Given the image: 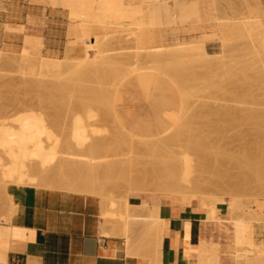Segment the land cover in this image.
I'll return each instance as SVG.
<instances>
[{"label":"rangeland","instance_id":"rangeland-1","mask_svg":"<svg viewBox=\"0 0 264 264\" xmlns=\"http://www.w3.org/2000/svg\"><path fill=\"white\" fill-rule=\"evenodd\" d=\"M129 1L8 0V20L21 19L22 12L29 6L33 7L39 4L44 7L62 8L68 10L69 18L74 23L73 29H77L75 31H78L80 34L79 28L82 24V29L80 28V30H84L83 34L85 37L91 38V41L92 38H94L96 44L94 47H91L92 49L89 51V49H86L87 46L83 44L84 42L81 36H77L74 31L69 35L67 43L68 52L57 59L42 54L43 45L41 42H38L40 40L36 37L26 36L28 40L26 39L22 45L19 38L17 40L16 38H8V47L0 48V135L6 140V142L2 144H7L6 147L9 148L8 154L12 152L11 155H15L17 159L14 160L15 162L13 161L14 165L11 163L13 166H11V168L15 170L16 173L14 172V174L16 175L0 179V186H6L8 188L10 186H41L48 184L47 182L50 181L49 185L53 187V175L56 173L62 174L64 172L65 174L69 172L70 174H66H68V177L72 175V178L69 177V179L72 180H75L76 176V179H81L78 177L80 176L79 174H82L81 177L82 180H84V174L91 170L92 173L91 171L88 172L89 176L100 175V178H104L105 191L99 196L109 204L111 208L104 214L105 218L121 222L125 233H129V228L131 227L144 224L138 222L137 225H128L130 223L127 220L126 212L127 198L130 194L135 192H131L132 190L130 191L129 189L131 188L129 187H124V181H122L120 172L119 174L117 173V171L122 170L124 174H126L131 170L130 161L139 163L144 156L143 153H145L144 150L141 149L142 147L140 146V148L138 146L140 144L137 141L140 139L123 131L114 115L115 97L118 94L124 93L126 88L133 87L135 83H137L135 80H132V77L142 72L151 71L166 77L175 85L181 100V113L178 117L186 118L185 125L181 129L184 133L183 136H190L191 141L196 137V132L204 128V125H200L202 119L199 120V122L195 121L201 114L204 115V113H207L206 116L208 115L210 117L209 114L212 115L213 113L215 116V114L226 110L224 109L226 106V108H228V105H233L235 98H237L235 101L236 104L233 105V107H237L236 105H238L237 109L239 110L242 108L241 111L243 112L247 111L248 107H251L253 110V107L263 100L261 98H264V83L262 82L264 81V78H262L264 75H258L259 77L254 79L256 74L253 71L256 68L259 70L258 67L262 65L263 69L260 71L263 72L264 70V14H260L256 10L249 8L247 0H214L216 7H213L211 10V15L213 16L212 23L200 21L193 16H189V12H191L197 4L199 5L198 0H141L140 4L130 7L134 9L133 14H127L124 9L128 8ZM21 29L22 27L18 28L8 25V33L19 32L16 34L20 35L23 33ZM205 34H215L214 37L209 40V43H215L216 49L209 51V53L206 52L205 49L192 51L190 47L195 46L194 43L199 42L198 39L200 37L203 36L204 39ZM92 42L94 43V41ZM87 54H89L88 63L90 68L84 71V69L81 68L83 65L82 59H84ZM8 59L12 61V64ZM168 66L171 67L169 68ZM208 67H210V72L206 70ZM167 68L168 71L166 70ZM169 69H171L170 73H172V76H170L171 74L169 75ZM28 70L30 71L28 72ZM204 70L208 73H205ZM250 71L252 74L246 73ZM193 72L198 73L195 74ZM174 73L177 74L175 75ZM251 76L252 78H250ZM247 77L249 78L247 79ZM241 78L244 81L245 79L248 81H245L246 86L244 87L242 85L244 83H240ZM142 80H145L144 84L149 85L151 83V78ZM57 81H59V83ZM255 81H260L262 83L258 82L262 85V87L259 86V90L256 89L258 87H256L257 82L254 84ZM8 82H13L21 86L23 95H15L16 93L12 92L13 90H8ZM24 82L27 83L25 84ZM37 82H39L40 85L32 84V86H27L28 83L37 84ZM48 82L55 84V86L53 85V89H56L55 92L56 94L58 92L57 95L52 93L53 95L51 97L48 96L49 94H45L43 93L44 91H41L45 89L42 87H46ZM60 82L62 84H60ZM67 83H71V87L74 86L73 96H71L73 93L68 96H65L64 92L62 94V91L66 92L68 88H66ZM77 83H80V87ZM181 83L184 87L181 86ZM238 83L242 87L241 89H237L239 87ZM248 83H250V89H252L253 84L254 86L256 85L252 90L256 89L257 91H247V89H249ZM62 86H65L66 89H64V87L62 88ZM224 88L225 92H223ZM243 88L244 90L246 89L245 92H249L253 97L255 96V99L259 98L260 101L258 102V100H255L256 102H254L253 100V104H251L250 102H252L251 99L253 98L249 96V98H251L249 99L251 106H249L247 95L250 94L248 93L246 95L247 97H244V95L241 96L242 93L245 94ZM231 89H235V93ZM46 90L48 91V89ZM77 90H79L78 93ZM80 90L83 92H80ZM74 91H76V93ZM95 91L98 92V94ZM11 92L13 94H11ZM236 92H239L237 95L241 93V95L238 96L240 98L237 97ZM261 92L262 94H260ZM40 93L46 96H41ZM224 93H227V96L224 95ZM99 94L100 96H98ZM229 94H235L234 97H236L234 98L231 95V98ZM259 96L262 97L260 98ZM232 99L233 103H230ZM238 101L239 103H237ZM258 107H260V105ZM202 108L204 111H202ZM207 109H209V111ZM234 110L236 109L234 108ZM252 110L250 111L248 109V112H253ZM257 110L253 113H259V110ZM260 110L262 111L263 109ZM200 111L201 114L199 115ZM261 111L259 114L264 115ZM196 115L199 116L196 117ZM191 116H194V121H192ZM203 117L201 115L200 118ZM189 118L191 119L189 120ZM88 119L90 120L89 122H87ZM194 122L195 124H193ZM181 124L183 125V122ZM182 125L180 127H182ZM188 127L191 128V131L189 130L190 132H188ZM192 127L199 129L195 131ZM173 128L174 127H172V129ZM192 130L195 131L194 133H196V135H192ZM170 131L163 136H161L162 134L153 135L149 139L144 138L143 140L154 142L173 133V131ZM230 133L229 135L231 136L232 134ZM201 134H203V132H200L195 140L197 138L199 139V137L200 139L203 138ZM197 140L195 142L199 143ZM134 141L138 145L135 144ZM3 145L1 146L6 149ZM119 147L121 150L118 149ZM138 148L141 149V151L138 150ZM25 150L27 152L24 153ZM132 150L134 151L133 153L131 152ZM129 153L131 156H129ZM133 154H135L136 157H133ZM11 155L10 157L13 158ZM130 157L133 158L130 159ZM12 158L11 160H13ZM83 164L84 167H82ZM123 164L126 167L128 166V169L125 170L126 167ZM87 165H89V167H85ZM119 166L123 168L120 169ZM80 167L84 172H79L77 175V170L79 169L81 171ZM70 168L73 170L69 171ZM60 171H62V173H60ZM17 174L20 175L17 177ZM118 175L120 176L119 179L116 177ZM123 180H125V177ZM11 181L14 182L12 183ZM8 188V198L6 197L4 189H0V226L11 223L12 217L16 211V207L9 195ZM226 190L227 189H224L223 192H204L205 199L203 200V204L208 219L213 218L215 222L221 223L222 221L217 218L214 219V216L219 215L220 208H224L225 211L228 212V201L234 202L240 199L242 203L248 205L243 207L244 211L241 210L242 212H239V215L245 213L244 217L243 214L239 216V218L243 217L244 219L247 218L246 214L249 215L248 213H252L253 209H257V205L264 204V196L259 195L256 197L254 194L256 191L249 190L247 193L238 194L233 191L230 193V190ZM144 196L154 195L145 194ZM158 196L162 195L158 194ZM217 199L219 201L224 200L225 202H220L222 205H218ZM182 200L183 203H188V198L186 196H183ZM196 200L199 203L201 202L200 197H197ZM250 205L252 206L250 207ZM247 208L251 211L249 212ZM216 212L218 215H215ZM259 219L264 221V214ZM213 220L208 221L214 222ZM260 220L253 223L255 225H262L263 223ZM143 228H146L144 230L147 241H141V250L143 249V251L148 252V254L151 253L152 255L154 253L156 256H159L157 254L158 246L156 247V241H149L151 240L150 226L148 227L146 224ZM245 232H247V228ZM213 242L218 243L219 248L229 251L221 253L222 264H234L233 260L236 258L235 256L243 260L246 258V254L249 253L250 244L245 241V236L238 238L236 244L234 241ZM144 248H146V250H144ZM261 248L263 249V254L256 256L257 262H249V264H264V246ZM154 254L151 257L155 256ZM155 263H157V261Z\"/></svg>","mask_w":264,"mask_h":264},{"label":"crops","instance_id":"crops-1","mask_svg":"<svg viewBox=\"0 0 264 264\" xmlns=\"http://www.w3.org/2000/svg\"><path fill=\"white\" fill-rule=\"evenodd\" d=\"M247 1L249 8L264 14V0ZM131 2L138 5L141 0ZM198 2L201 19L212 23L215 1ZM8 25L24 26V34L8 33ZM73 26L68 10L39 4L26 7L21 19L8 20V0H0V48L8 47V38H19L22 45L26 36L36 37L43 45L42 54L57 59L68 52L69 35L77 30ZM207 43L206 52L216 49L215 43ZM145 78H151L149 85L144 84ZM132 80L137 83L114 100L119 126L128 134L147 139L167 134L181 113L177 88L151 71ZM49 182L8 188L16 211L11 223L0 226V264H222L221 253L229 251L213 241H238L231 209L226 212L220 208L214 219L222 222H210L213 219L207 218L197 200L178 204L158 195L133 193L128 197L130 205L160 207L159 216L164 220L161 248L159 256L153 258L140 248V241H147L143 227L137 225L125 233L121 222L105 218L111 208L101 197L61 191ZM248 225L245 241H264V225Z\"/></svg>","mask_w":264,"mask_h":264},{"label":"bare ground","instance_id":"bare-ground-1","mask_svg":"<svg viewBox=\"0 0 264 264\" xmlns=\"http://www.w3.org/2000/svg\"><path fill=\"white\" fill-rule=\"evenodd\" d=\"M129 2L130 3L127 6L128 8H125L124 10H125V12L127 14H133L134 9L130 8V7L133 6V4H132L131 0ZM189 6H190V4H189ZM135 11H136V9H135ZM189 16H193L195 19H198L200 21H203L201 19L200 6L198 4L196 5V7L194 9L191 10V12H189ZM21 27H22V29H21V32H22L24 26H21ZM18 28H19V26H18ZM80 28L82 29V24L80 25ZM80 28H79V31H80V34L82 32L81 38H82V40L84 42L83 44H85L87 46V48L85 47L86 49H89V51H91L90 49H92L91 47H94L95 46L96 41H95L94 38H92V41H94V43H93L91 41V38L85 37V35L83 34L84 33L83 32L84 30L82 31V30H80ZM23 32H24V30H23ZM16 33H19V32H16ZM214 35L215 34H213V35L205 34L204 39L202 41L195 42L194 43L195 46L190 47V49L192 51H198L197 49H199V50L204 49L205 44L207 42H209V40L212 39L214 37ZM26 39L28 40V38L25 37V40L23 39V41H26ZM88 57H89V54H87L84 57V59H82L83 65L81 66V68H83L84 71L85 70H88L90 68L89 67V63H88V61H89L88 60ZM7 61H5V62H7ZM9 61L12 64V61L11 60H9ZM156 66H158V65H156ZM262 66L261 67L260 66L258 67L259 70L257 68L255 70H253L254 73L256 74L254 76V79L255 78L257 79L259 77L258 75H260V76H262V74L264 75V73H263L264 70H263V72L260 71L261 69H263ZM17 67H19V66H17ZM161 67H164V66H161ZM168 67L170 68L171 66H168ZM43 68H44V66H43ZM209 68L210 67H208V69H206V70L210 72ZM93 69H96V68H93ZM161 69H163V68H161ZM12 70H14V69H12ZM30 70H28V72ZM40 70H41V68H40ZM166 70L168 71V68ZM90 71H91V69H90ZM170 71H171V69H169V75L171 74L170 76H172V73H170ZM251 71L249 73L248 72H246V73L247 74H252ZM204 72H205V70H204ZM260 72H262V73H260ZM90 73H92V72H90ZM193 73H195V72H193ZM196 73H198V72H196ZM205 73H208V72H205ZM174 74L176 75L177 73H174ZM59 75H60V73H59ZM80 75H83V74H80ZM80 75H78V76H80ZM38 76H40V75H38ZM179 77H181V76H179ZM194 78H195V76H194ZM248 78L249 77H247V79ZM250 78H252V76ZM262 78H264V76ZM2 79H3V77H2ZM2 79H1V82H2ZM243 79H245V78H243ZM95 80H96V78H95ZM103 81H104V79H103ZM198 81H200V80H198ZM242 81H244V80H242V78H241L240 83L241 84L242 83L245 84V85L242 84L243 87L246 86V82H248V81H246V79H245L246 82L245 81L242 82ZM57 82L59 83V81H57ZM238 82H239V79H238ZM256 82H257V84H256L257 86L256 85L255 86L258 87L256 89L259 90V88H260L259 86L262 87V85H260L258 83L260 81H255L254 84ZM262 82L264 83V81H262ZM48 83H47L46 87L45 86L42 87V88H45V89H42L41 91H44L43 93H45V94L47 93V94H49L48 96H51L52 97V95H53L52 93H55L56 94V92H55L56 89L55 88L53 89V85L55 86V84H53L52 82H50L52 84H50V83L48 84ZM177 83H179V82H177ZM20 84H22V83H20ZM32 84L40 85L39 82H37V84L36 83H30L29 84L28 83L27 86H32ZM60 84H62V83L60 82ZM70 84L67 83V85H66V88L68 87L67 89L65 88V86H62V88L64 87V89H66V92L61 90L62 91V94L64 92L65 96L66 95L68 96V95H70V94L73 93L74 86H72L73 87V89H72V87L70 86ZM77 84L79 85L80 83H77ZM249 84L250 83H248V86H249V89H250L251 86ZM254 84H253L252 89H254V87H255ZM43 85H45V84H43ZM181 86H183L182 83H181ZM228 86H231V85H228ZM238 86L239 87L237 89H241L242 88L240 86V84ZM7 87H8V90H13L12 92L16 93L15 95H20V94L23 95V93H22L23 90H21V86H18L17 84H15L13 82L12 83L11 82L10 83L8 82V86ZM79 87H80V85H79ZM263 88H264V85H263ZM46 89H48V91ZM221 89H222V87H221ZM235 89H233V90L231 89V90L235 93V91H234ZM237 89H236V91H237ZM249 89H247V91L251 92L252 89H250V90ZM256 89L255 90H252V91H257ZM217 90H216V92H217ZM243 90H244V88H243ZM245 90H244V92H245ZM260 90L263 91L262 89H260ZM38 91H40V90H38ZM78 91L79 90H77V93H78ZM81 91L82 90H80V92ZM181 91H185V90H181ZM219 91H222V90H219ZM12 92H11V94H13ZM74 92L76 93V91H74ZM223 92H225V88H224ZM239 92L238 93L236 92V95L239 94ZM249 92H245V94L242 93V95L240 93V95L241 96L244 95V97H247L248 96L247 97L248 100L251 99V98H253V99H251L252 102H250V100L248 101V103L250 102L251 104H253V100H254V102H256L257 100H258V102L260 101L258 97H257L258 99H255L254 98L255 96L253 97ZM41 93H40V95H41ZM96 93L98 94V92H96ZM187 93H188V91H187ZM227 93H228V91H227ZM248 93L250 95H247ZM45 94H43L41 96H44ZM57 94H58V92H57ZM93 94H94V91H93ZM226 94L224 93V95H226ZM255 94H257V93H255ZM260 94H262V92ZM56 95H54V96H56ZM73 95H74V93L71 96H73ZM77 95H80V94H77ZM231 95L229 97H231ZM234 95H232V96L234 97ZM240 95H237V97L240 96ZM98 96H100V94ZM249 96H252V97L249 98ZM262 96H259V97L261 98ZM238 98H240V97H238ZM104 99H102V100H104ZM236 99L237 98H235V101H236ZM261 99H263L262 101H264V98H261ZM105 100H107V99H105ZM210 100H209V102H210ZM217 100H218V98H217ZM83 101H84V99H83ZM235 101H234V104L233 105L236 104ZM262 101L259 102L261 104L257 103L258 105L256 104V106L253 107V110L251 109V107H248L247 108V111H245V112L241 111L242 108L238 110L237 109L238 105H236L237 107H233V105H231L232 108H231L230 105H228V108H226L227 106L225 108L223 106V108L226 109V110H223L221 113H218V114H215L216 113L215 112L214 113L215 116L213 115V113L211 115L208 112V114L210 115V117L208 115L206 116L207 113L206 114L204 113V115L201 114V111H200L199 112V115L201 114L202 117L203 116L204 117L203 118H200L201 117V115H200V117L199 118H196L195 121L199 122V120L202 119L201 120L202 122H200L201 123L200 125H202V126L204 125V128L203 129L196 128L197 129L196 130L195 127H192V129L195 130V131H198V129L200 130L199 132H196L197 135H196V133H194L195 131L192 130V135L195 134L196 137H198L199 136L198 134L200 132L201 133L203 132V134H204V135L201 134L203 138L200 139V137H199L200 140L198 138H197L198 140L196 139L197 142L199 141V143H196L195 142L196 141L195 140L196 137L194 138L195 141L193 139H192L193 141H191V137L190 136L187 135L190 138H188L187 136L186 137L183 136L184 133H183V130L181 128H183V126L185 125V120H186L185 117H183L185 119H183L181 117H178V119L176 120L175 124L173 125L174 128L170 131V132L173 131V133L170 134V135H168L167 137H165L163 139H159V140H156V141L152 142V141H148V140H143L144 139L143 137H136V138H139L140 139L139 141H137L140 145H138L137 143H135V141H134V143L137 144L139 147L141 146L142 148L141 147L140 148L143 149L145 153H143L144 156L142 157V160H140L139 163L138 162L135 163L134 161H130L131 164L130 163L129 164H130L131 170L128 171L126 174H124V171H122V170H121L122 173H121L120 170L117 171L118 174L120 172V176L122 177V181H124L123 182L124 183V187L131 188L129 190L130 191L132 190L131 192H135L136 194L137 193L138 194H142V195L152 194L154 196L159 194V195H162V197H164L165 199H167L168 202H172V203L177 202L179 204L183 202V200H182V197L183 196H186L188 198V203H193L194 201H196V198L197 197H200V200H201L200 206L203 207V208H204L203 200L205 199V194H204L205 191H208V192H218V191L219 192H223L224 189H227L226 191H229L230 190V193H231V191H233V192H236L238 194H243V193H247V191L250 190V191H256L254 193L256 195V197L259 196V195L264 196V115L259 114L260 111H261L260 109H263L262 110L263 112L261 111V113H264V107H263L264 106V102H262ZM230 103H233V99H232V102H230ZM237 103H239V101ZM251 104L249 106H251ZM259 105H260L261 108L258 107ZM200 106H202V105H200ZM229 106H230V108H229ZM252 106H254V105H252ZM194 107H196V106H194ZM234 108L236 110H234ZM254 108L256 110L258 109L259 110V113H253V112L256 111ZM243 109H244V107H243ZM248 109L250 111L252 110L253 112H248ZM207 110L209 111V109H207ZM202 111H204V109ZM199 115H196V117L199 116ZM193 117H192V121H194V119H195V118L193 119ZM84 119H86V118H84ZM89 119H88L87 122L90 121ZM190 119L191 118H189V120ZM182 122H183V125L181 124ZM191 122H190V124H191ZM193 124H195V122ZM193 124H192V126H193ZM181 125H182V127H180ZM197 125H198V123H197ZM189 126H191V125H189ZM199 126H197V127H199ZM188 128H189L188 129V132H190L191 131L190 130L191 128L190 127H188ZM230 132H232V133H230ZM229 133L232 134V135L230 136ZM200 141H202V142H200ZM3 142H6V140H4L3 139V136L0 135V179H3V178L8 177V176L9 177H12V176L16 175V174H14L15 170L13 168H11V166L14 165V162H15L14 160H17L16 159V156L15 155H11L12 152H10L11 154H8L9 148L6 147L7 146L6 143H4L6 145H3L2 144ZM14 143H16V142H14ZM1 145H3L6 149H4ZM137 145H135V146H137ZM114 148H115V146H114ZM118 149L121 150L120 147ZM118 149H116V150L119 151ZM141 149L138 148V150H140V151H141ZM25 152H27V151L25 150L24 153ZM129 152H130V148H129ZM131 152L133 153L134 151L132 150ZM121 154H122V152H121ZM10 155L13 156V158L10 157ZM25 155H23V156H25ZM129 156H131V154ZM134 156L136 157L135 154H133V157ZM133 157H130V159L133 158ZM11 158L13 160H11ZM134 160H135V158H134ZM11 163H12V165H11ZM100 166H102V165H100ZM82 167H84V164H83ZM85 167H89V165H87ZM119 167H117V168H119ZM121 168H123V167H120V169ZM73 169L70 168L69 171H71ZM80 169H81V167H80ZM107 169H108V167H107ZM126 169H128V166L125 168V170ZM97 170H98V168H97ZM64 171H68V170H64ZM89 171H91V170H89ZM89 171H87L85 173L86 176L84 174V177H85L84 180H82V177H81L82 174H79L80 176L78 177V178H81V179H76L77 178V176H76L75 177V180H72V179H69L70 176L68 177V174H66V173H69V172H66L64 174V172L62 173V171H60V173H62L63 175H67V176H63L62 174L56 173L58 175H56V174L53 175V185L55 187H58L57 189L60 188L59 190H61V188H62V190L65 189V190H68V191L73 192V194H75L74 192H76V194L77 193L78 194L85 193L86 195L89 194L91 196H95L96 195V196L100 197L102 195V193H104V191H105V189H104L105 188L104 187V185H105L104 183L105 182L103 180L104 178L103 179L100 178L99 177L100 175L99 176H89V174H88ZM79 172L82 173L84 171L82 169H81V171L78 169L77 170V175H78ZM91 173H92V171H91ZM20 174H17V177ZM120 176L118 175L116 177H118V179H119ZM72 177L73 176L71 175L70 178H72ZM124 177H125V180H123ZM123 183H122V185H123ZM7 188L8 187H6V186H4V187H1L0 186V189H4L5 194H6V197L8 198ZM250 197H253V196H250ZM217 202H218V205H222V204H220V202H223L224 203L225 201L224 200H220L219 201L217 199ZM227 203H228V208L231 209L234 212L233 215H234L235 219L232 222H234V225H235L234 228L236 229V232H237L236 233V235H237L236 238H241L242 236H246L245 229L247 228V225L249 223H251V222H254V223L257 222V220H260L259 218H261V216L264 214V204H259V205H257L258 209H253V212L252 213H248L249 215L246 214V217L247 218H245V219L243 218L245 213L244 214L242 213L243 214V217L239 218V216L242 215V214L239 215L240 214L239 212L241 210H243V207H246L247 204L245 205L244 203H242V201L240 199H237L234 202L228 201ZM251 206L252 205H250V207ZM125 208H126V205H125ZM249 208H247V209H249ZM159 211H160V207H158V206H151L150 204H143L142 203L139 206H132V205L129 204V201H128V198H127V211L126 212H127V220L130 223L128 225H131V224H133V225L136 224L137 225V223L140 222L142 224L144 223L143 225H141L143 227L146 224L148 225V227L150 226V228H149V229H151L150 230V239L151 240L152 239L156 240V243H157L156 247L158 246V250H157L158 253H157V251H156V253L158 255L160 253V248H161V241L160 240H161L162 228H163V225H164V220L159 216ZM250 211L251 210L249 209V212ZM3 214H5V213H3ZM211 219H213V218H211ZM131 222H133V223H131ZM247 222H249V223L247 224ZM261 222L263 223L262 225H264V221H261ZM248 226L250 227V225H248ZM129 227H127V228H129ZM144 229H146V228H144ZM247 235H249V233ZM246 242L248 244H250L249 253L246 254V258L243 259V260L239 259L238 256H235L236 258L233 260L234 261V264H244V263L249 264V262L250 263L257 262V257L256 256L263 254L262 253L263 249L261 247L264 246V241L256 242L255 239H254V241H249V242L246 241ZM129 244H130V242H129ZM144 250H146V248H144ZM145 252L146 251H143V249H142V253H145ZM152 255H151V253L148 254V256H150V257ZM153 258H154V256H153Z\"/></svg>","mask_w":264,"mask_h":264}]
</instances>
